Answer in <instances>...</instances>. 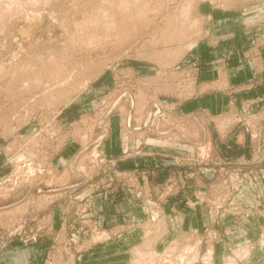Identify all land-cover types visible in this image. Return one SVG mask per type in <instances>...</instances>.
<instances>
[{
	"label": "rangeland",
	"instance_id": "obj_1",
	"mask_svg": "<svg viewBox=\"0 0 264 264\" xmlns=\"http://www.w3.org/2000/svg\"><path fill=\"white\" fill-rule=\"evenodd\" d=\"M263 72L264 0H0V264H264Z\"/></svg>",
	"mask_w": 264,
	"mask_h": 264
},
{
	"label": "crops",
	"instance_id": "obj_2",
	"mask_svg": "<svg viewBox=\"0 0 264 264\" xmlns=\"http://www.w3.org/2000/svg\"><path fill=\"white\" fill-rule=\"evenodd\" d=\"M219 39H221V38H219ZM219 39H215L216 42L215 41L211 42L213 44L215 43V45L217 44L218 46H216V48L209 55L211 57L210 63L213 62V65H212L213 70H214V68L218 69V66L221 67V69H223L225 67L226 71L221 73L225 76V78H223L221 76V74H218L217 79H218V81L221 82L219 87H217V85L213 83V78H211L212 79L211 85H213V86H211V88H208V87H210L208 84V83H210V82H208L209 78H203L202 77V79H200V81L197 82V84L195 86L196 91L194 94L192 93V96L196 100V102L198 103L197 104L198 107L201 110L207 112L209 114V116L214 115V113H216V112H220L219 114H221L223 112L224 113L228 112L230 122H228L227 126H229V128H230L232 125L233 126L236 125V122L233 121L234 118L231 116L230 112H233L232 110L235 108V102L237 101V97H238L237 95H239V94L242 95L240 92H236V88H234V85L236 83L238 84V83L242 82V80H243L242 75L246 74L243 71H246V72L249 71L250 72V74H249L250 78L257 77L256 76L257 72H254V68H251L253 63H251L249 65L250 68L249 67L244 68L243 66L236 64L237 62H240V60L239 59L237 60V57L239 56V54H237L239 47L235 46V40L233 43V41H231L232 40L231 38H228L226 40H219ZM219 45H220V47H219ZM203 53H207V51L203 50ZM224 54L228 55V59L226 62L221 61V63H220V59L217 62H214L217 59V57H216L217 55L219 57H221ZM231 54H234V56H232ZM203 56H204V54H203ZM230 56H232V58ZM203 71H204V67H203V70L201 72V75H202ZM203 74H204V77H206L205 73H203ZM212 75H214V73ZM263 76H264V72H263ZM263 76H260L259 78H262V80H264ZM238 79H240V80H238ZM221 80H223V81H221ZM242 84H243V86L246 85L244 83H242ZM238 85H241V84H238ZM230 87L234 88V89L229 92ZM260 87L264 88V82L261 83ZM243 90L244 89H242V90L239 89V91H243ZM244 91H247V92H242L243 94L248 93L250 95L249 96L250 99L247 101V102H250V105L255 103V102H259V100H254L252 98V97H254V96H252L254 93L253 89H251L249 87L248 90H244ZM225 92H228L229 96H230V100L227 99V102L224 99ZM263 93H264V90H263ZM261 98H264V94L263 95L261 94ZM186 99H188V98H186ZM222 99H224V100H222ZM186 102H188V101H186ZM186 102L181 103V106H180L181 111H186V105H188V103H186ZM182 104H183V107H182ZM252 108H254V107H252ZM232 123H234V124H232ZM250 126L252 127V125H250ZM228 132L230 134L231 131L229 130ZM234 137L237 138L236 136H234ZM246 137H248L247 134H246Z\"/></svg>",
	"mask_w": 264,
	"mask_h": 264
},
{
	"label": "bare ground",
	"instance_id": "obj_3",
	"mask_svg": "<svg viewBox=\"0 0 264 264\" xmlns=\"http://www.w3.org/2000/svg\"><path fill=\"white\" fill-rule=\"evenodd\" d=\"M35 1H37V0H35ZM41 1V0H40ZM13 3H15V2H13ZM46 3H47V1H46ZM26 4V3H25ZM30 4V3H29ZM18 6V5H17ZM28 6V5H27ZM11 9V8H10ZM13 9V8H12ZM188 9H189V7H187V8H185L184 10H183V15L185 16V15H187L188 14ZM9 10V9H8ZM8 13V12H7ZM109 27L110 26H112V27H114V22H108V23H106ZM108 28V27H107ZM109 29V28H108ZM109 33V32H108ZM83 38V37H82ZM83 40V39H82ZM86 40H87V38H86ZM85 41V40H84ZM165 231V230H164ZM162 231H159L157 234H156V236L157 235H159L160 233H161ZM150 242L151 241H147L146 242V245L147 246H149V244H150ZM151 252V251H150ZM150 252H140V251H138V255L139 256H141V255H144V254H148V255H152V253H150ZM153 256V255H152ZM226 264H233L232 263V261L231 260H229V261H227V263Z\"/></svg>",
	"mask_w": 264,
	"mask_h": 264
}]
</instances>
